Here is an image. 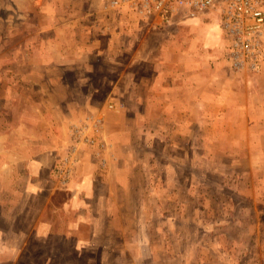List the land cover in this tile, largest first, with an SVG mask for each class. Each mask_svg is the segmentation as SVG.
I'll use <instances>...</instances> for the list:
<instances>
[{
  "label": "rangeland",
  "instance_id": "1",
  "mask_svg": "<svg viewBox=\"0 0 264 264\" xmlns=\"http://www.w3.org/2000/svg\"><path fill=\"white\" fill-rule=\"evenodd\" d=\"M97 1L0 0L3 144L22 154L23 138L39 137L37 144L55 149L62 167L73 170L75 149L63 157L66 124L86 115L71 130L75 144L97 147L100 155L110 146L107 130L125 154L108 169L102 155L98 164L85 152L98 177L101 200L92 209L102 214L106 249L69 251V264H102L103 256V264H264V35L257 66L232 60L233 71L225 61L232 37L220 9L191 24L154 28L151 20L102 11ZM183 25L195 30L183 33ZM184 36L187 53L197 49L196 37L217 49L215 63L200 62L214 79L200 84L199 111L188 96L190 109L165 110L166 97L151 91L164 64L161 41L170 39L166 48L176 52ZM215 98L233 108L216 109ZM104 106L118 108L106 123L97 112ZM197 118L200 125L190 124ZM12 263L0 256V264Z\"/></svg>",
  "mask_w": 264,
  "mask_h": 264
},
{
  "label": "crops",
  "instance_id": "2",
  "mask_svg": "<svg viewBox=\"0 0 264 264\" xmlns=\"http://www.w3.org/2000/svg\"><path fill=\"white\" fill-rule=\"evenodd\" d=\"M97 3L100 9L99 1ZM111 12L115 14L127 13L134 16V18L135 16L139 17V15L127 10L120 9ZM198 17H177L172 22L183 20L184 22L189 21L191 24ZM141 19L143 18L141 17ZM154 21L157 20L152 21L151 19L154 28L166 26L155 25ZM147 24L150 23L147 22ZM182 27L183 33L195 30V25H183ZM183 38V42L180 41L182 42L181 46L176 52L166 48L171 41L170 39L161 41L159 46L163 49L161 52L164 64L162 69L159 70L158 76L154 77L155 81L152 84L154 90L151 89V91H154L157 95L159 93L157 91L160 90L162 97H166L162 100L169 103L165 110L171 108L190 109L186 98L188 96L190 99L192 98L193 110L199 111L201 106L200 94L202 92L200 89L202 85L200 84L206 78L209 80L214 79L211 68L209 69L210 73L202 72L201 61L206 60L203 62H209L212 58L211 62L215 63L218 60L216 58L217 49L211 47L212 45L202 47L198 37H196L195 46H197V49L192 53H187L184 48L189 47V38L188 36ZM192 39L194 43V38ZM147 58L151 61L161 60V58L153 55ZM225 61L234 71L231 63L232 59L229 58L227 51ZM158 80H160V84H158ZM209 92L210 94H217L216 91L211 92L209 90ZM223 92H227V89ZM168 96H171L172 100ZM173 99L176 100V103ZM216 99H213V101ZM216 101V109L233 108L230 103H223L218 99ZM181 102L182 104H180ZM117 110V107L112 109L104 106L97 112H100L98 114L106 123L108 114L114 115L118 112ZM85 119L86 115L78 118V120L75 119L76 121L68 120L66 124L69 134L64 143L65 154L63 157L71 154L70 147L75 149L73 156L76 160L74 161L73 170L62 167L61 164L64 165L63 158L58 159L59 155H55V149L49 150V145L37 144L40 140L39 137H24V144L26 143L27 147L22 154H14L7 144H3L8 141L5 142V138H1L2 142L0 141V143L3 145L1 144L2 147H0V256L3 259L13 260L14 263L12 264H56L58 255L63 257L61 264H69L68 256H66L69 251H73L77 256H82L84 250H89L87 248L90 247V244H96V253L101 251V255H104L106 248H104L103 239L106 236L105 234L108 233H106L103 226L100 227L102 214L92 209L94 203L98 205L99 200H101L97 193L98 177L94 175L95 168L92 170L86 166L84 156L87 154L85 152L90 150L99 164L100 155H102L106 158V166L111 169L117 158L120 159L125 154L122 150L117 151L116 136L107 130L103 131V138L110 146L100 155H98L97 147H80V145H76L70 136L72 134L71 130L73 126L82 121L84 122ZM190 124L200 125V119L197 118L196 123L193 120ZM120 134L121 131L119 130V138ZM0 136L2 135L0 134ZM124 145L129 147L127 143ZM55 146L57 149L58 145ZM81 170L83 173H81ZM54 177L57 180L56 182L53 179ZM65 178L67 181L63 182ZM109 187V189H115L113 183H110ZM58 191H65L67 197L61 201H56ZM60 238L64 240L61 241L62 246L57 245ZM95 239L96 242L93 243ZM80 260H82V257H80ZM101 263H104V256L101 258Z\"/></svg>",
  "mask_w": 264,
  "mask_h": 264
},
{
  "label": "built area",
  "instance_id": "3",
  "mask_svg": "<svg viewBox=\"0 0 264 264\" xmlns=\"http://www.w3.org/2000/svg\"><path fill=\"white\" fill-rule=\"evenodd\" d=\"M99 3L102 11L127 10L143 19H156L155 25H169L177 17L196 18L217 8L232 37L229 54L234 64L241 67L249 62L255 68L262 55L264 0H99ZM86 140L94 142L91 138Z\"/></svg>",
  "mask_w": 264,
  "mask_h": 264
}]
</instances>
